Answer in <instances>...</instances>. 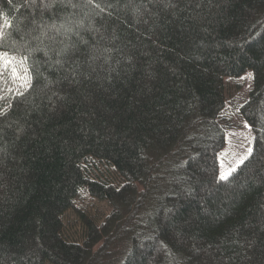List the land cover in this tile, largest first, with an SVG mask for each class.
<instances>
[{
	"label": "trees",
	"instance_id": "16d2710c",
	"mask_svg": "<svg viewBox=\"0 0 264 264\" xmlns=\"http://www.w3.org/2000/svg\"><path fill=\"white\" fill-rule=\"evenodd\" d=\"M0 17V264H264V0H0ZM246 72L251 148L221 181L224 79Z\"/></svg>",
	"mask_w": 264,
	"mask_h": 264
},
{
	"label": "rangeland",
	"instance_id": "374dc122",
	"mask_svg": "<svg viewBox=\"0 0 264 264\" xmlns=\"http://www.w3.org/2000/svg\"><path fill=\"white\" fill-rule=\"evenodd\" d=\"M225 107L222 118L227 122L225 143L219 153V170L221 175L227 174L251 148L252 134L248 124L240 117L238 106L246 97L251 86L250 73L238 77L225 78ZM104 212L103 203L96 202Z\"/></svg>",
	"mask_w": 264,
	"mask_h": 264
},
{
	"label": "snow or ice",
	"instance_id": "6c2138e0",
	"mask_svg": "<svg viewBox=\"0 0 264 264\" xmlns=\"http://www.w3.org/2000/svg\"><path fill=\"white\" fill-rule=\"evenodd\" d=\"M45 6L50 7L51 5H45ZM0 19H2V17H0ZM3 26L9 27V28L12 27V25L10 23H8L7 21L3 22ZM3 26H0V40L6 39V36L3 33ZM3 46H4L3 44H0V47H3ZM74 50H75V46H72L71 48L62 49L59 53H57V55L60 57H63V59L55 60V62L52 66H58L60 69H63L64 64L68 63L69 60H71V57L74 55ZM4 63H11V61L8 60L7 51L0 54V64H4ZM64 71L68 72L72 76V78H75L76 75L78 74V67H72L69 69H64ZM63 79H65V80L69 79V75H65L63 77ZM49 83H51V81H49ZM3 114L4 113L2 111H0V115H3ZM230 178H231L230 175L229 176L221 175L219 177V179L221 181H227Z\"/></svg>",
	"mask_w": 264,
	"mask_h": 264
}]
</instances>
